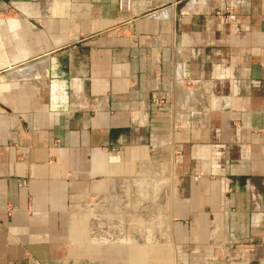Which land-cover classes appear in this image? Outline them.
I'll list each match as a JSON object with an SVG mask.
<instances>
[{
	"label": "crops",
	"instance_id": "crops-1",
	"mask_svg": "<svg viewBox=\"0 0 264 264\" xmlns=\"http://www.w3.org/2000/svg\"><path fill=\"white\" fill-rule=\"evenodd\" d=\"M0 264H264V0H0Z\"/></svg>",
	"mask_w": 264,
	"mask_h": 264
},
{
	"label": "rangeland",
	"instance_id": "rangeland-1",
	"mask_svg": "<svg viewBox=\"0 0 264 264\" xmlns=\"http://www.w3.org/2000/svg\"><path fill=\"white\" fill-rule=\"evenodd\" d=\"M149 187V186H148ZM151 187V186H150ZM148 188L149 190H147V194L149 195V197L152 199L151 200V202H152V204H154L155 206H156V208L157 209H159L160 207H159V205L155 202V195H156V186H154V184H153V186L151 187V188ZM149 191V192H148ZM151 191V192H150ZM154 194V195H153ZM95 205H98V204H95ZM93 207V206H92ZM99 211V212H98ZM100 211H102V210H97V214L98 213H100ZM155 212H157V213H153V214H151L150 215V217L149 218H147V219H145V220H143L142 222H143V231L144 232H146V229L148 228V233H149V241H148V243H149V247L150 248H154V250H153V248L152 249H150V254L149 253H146V250H144V251H142L143 253V255H145V256H147L146 254H148V256H149V259L151 260V261H154V260H156V259H151V257H150V255L151 256H153V257H155V256H157V254L156 253H158V249H160V247L162 246V248H163V250L161 249V254H162V257H164L167 261H168V259H169V256H170V251H172V249H171V247L167 244V243H169V242H165V241H168L169 239H167V237L168 236H165L164 234H162V233H160L159 231L161 230V228H159V226H155L154 225V221H156L157 220V216H159L160 214H162V211H158V210H156ZM100 215V214H99ZM115 215V214H114ZM135 220H137L136 218H134ZM96 222H97V217H95V218H93V217H91V224L95 227L96 226ZM165 226L167 225V218H166V220H165ZM156 228V229H155ZM145 229V230H144ZM160 229V230H159ZM143 233V232H142ZM140 234V233H139ZM145 233H143L142 235H140V236H142L143 237V239H145L146 240V238H147V233H146V235H144ZM129 236V235H128ZM146 236V237H145ZM152 238V239H151ZM125 239H127V236H126V238H124V235H122L120 238H119V240H117L118 242H122V241H125ZM148 239V238H147ZM165 241H164V240ZM161 241V244L160 245H156L155 244V242L154 241ZM162 242H163V244H162ZM122 243H124V242H122ZM147 244V243H146ZM151 244V245H150ZM120 245V244H119ZM122 246L124 245L125 246V243L124 244H121ZM120 245V246H121ZM153 250V251H152ZM156 250V251H155ZM158 250V251H157ZM184 250V249H183ZM182 250V251H183ZM185 251V250H184ZM154 253V254H153ZM181 254L182 255H185V256H188L189 257V252L187 251V253L186 252H181ZM142 255V256H143Z\"/></svg>",
	"mask_w": 264,
	"mask_h": 264
},
{
	"label": "bare ground",
	"instance_id": "bare-ground-1",
	"mask_svg": "<svg viewBox=\"0 0 264 264\" xmlns=\"http://www.w3.org/2000/svg\"><path fill=\"white\" fill-rule=\"evenodd\" d=\"M160 184V183H159ZM151 185H149V187H150ZM155 186V185H154ZM142 187V186H141ZM148 187V188H149ZM152 187V186H151ZM150 187V188H151ZM158 187V186H157ZM157 189V188H156ZM136 190V189H135ZM147 191V190H146ZM149 192V191H148ZM151 192V191H150ZM159 193V192H158ZM138 194V193H137ZM136 194V195H137ZM150 195V194H149ZM154 195V194H153ZM143 196V195H142ZM155 199L154 200H156V197H154ZM119 202V201H118ZM118 205H119V203H117ZM162 220H163V217H161V216H159L158 218H157V220L156 221H154L153 223H154V225L155 226H159L160 225V223L162 222ZM156 229V228H155ZM169 229V228H168ZM160 230V229H159ZM160 233H162V234H164L165 236H167V233L166 232H164L163 230H160L159 231ZM148 236V235H147ZM151 245V244H150ZM153 248V247H152ZM151 249V248H150ZM153 250H154V248H153ZM152 250V251H153ZM156 251V250H155ZM158 251V250H157ZM161 251V250H160ZM159 253V252H158ZM154 254V253H153ZM157 254V253H156ZM159 254H161V252L159 253ZM157 256H158V254H157Z\"/></svg>",
	"mask_w": 264,
	"mask_h": 264
},
{
	"label": "built area",
	"instance_id": "built-area-1",
	"mask_svg": "<svg viewBox=\"0 0 264 264\" xmlns=\"http://www.w3.org/2000/svg\"><path fill=\"white\" fill-rule=\"evenodd\" d=\"M222 19L224 20V22L226 23H232L234 22L233 16L231 14H228L227 16H222ZM160 103L163 104L164 102L160 99Z\"/></svg>",
	"mask_w": 264,
	"mask_h": 264
}]
</instances>
